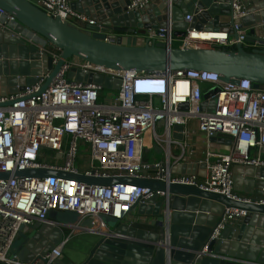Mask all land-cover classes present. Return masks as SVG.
Instances as JSON below:
<instances>
[{"label":"built area","instance_id":"built-area-1","mask_svg":"<svg viewBox=\"0 0 264 264\" xmlns=\"http://www.w3.org/2000/svg\"><path fill=\"white\" fill-rule=\"evenodd\" d=\"M147 0H137L142 6ZM35 6L52 18L84 30L95 20L70 7L69 0H35ZM232 19L239 21L247 14L243 0H229ZM0 13H3L0 11ZM191 16L185 21L190 22ZM8 21L13 18L8 16ZM234 38L226 31L187 29L184 37H173L171 25L146 30L147 45L162 43L174 49L233 50L235 46L258 48L245 41L239 23L233 24ZM193 34H196L194 38ZM134 37L138 36L136 32ZM53 63L58 52L50 53ZM77 69L101 74L121 81L112 98L101 100L100 85L67 83L66 74ZM45 77L14 95L0 94V264H54L62 257L67 238L43 256L29 263L10 257L11 247L20 232L35 223H48L49 212H73L81 220L92 219L94 228H102L99 216L120 223L129 221L132 206L156 194L136 186L117 184L111 187L86 185L70 179L32 178L21 180L14 173L29 169H48L87 177L160 179L166 183L196 185L201 189L231 197L234 166L264 168V85L252 88L247 80L224 83L214 73L197 71H165L161 73L118 72L92 65L76 58L63 61L59 72L44 92L39 93ZM201 85L207 86L206 92ZM215 98L212 110L201 109L203 96ZM207 99L205 100V102ZM185 105V108H180ZM162 123V124H159ZM205 139L203 159H195L196 141L189 125ZM181 127L180 131L174 127ZM178 135L180 139L173 136ZM214 136L230 139L226 152H214L226 146L210 143ZM148 137L153 151L156 146L162 160H143ZM147 151V156L149 155ZM195 164L203 172L202 183L196 176L171 174L172 169ZM204 166L202 168L201 166ZM236 199V197H231ZM245 213L226 211L222 223L211 239H216L224 224L233 223ZM69 230L72 236L92 234L78 225ZM69 236V237H72ZM210 258L240 262L223 256L203 253ZM243 263V262H240ZM253 264V263H244Z\"/></svg>","mask_w":264,"mask_h":264},{"label":"water","instance_id":"water-1","mask_svg":"<svg viewBox=\"0 0 264 264\" xmlns=\"http://www.w3.org/2000/svg\"><path fill=\"white\" fill-rule=\"evenodd\" d=\"M137 0H69L70 7L95 20L84 30L52 18L35 6V0H0V94L14 95L45 77L39 93L48 88L63 61L76 58L92 65L118 72L161 73L165 71H197L214 73L220 81L247 80L253 89L264 85V0H251L247 14L239 21L232 19L229 0H147L136 7ZM13 18L8 21L7 17ZM186 16L192 19L188 23ZM173 37H184L187 29L196 31H226L234 38L233 24L239 23L245 41L255 45L250 52L242 45L233 50L167 49L162 43L148 46L143 38L146 30L167 28ZM136 32L138 36L134 37ZM51 52H58L53 63ZM67 83L100 85L104 91L118 92L121 81L101 74L72 69ZM207 92L202 110L210 111L215 98ZM207 101L205 102V100ZM180 108H185L182 105ZM162 124V123H159ZM180 131L181 127H174ZM175 139L180 136L174 135ZM210 143H223L228 151L230 139L214 136ZM150 142L145 140V149ZM153 151L159 153L156 146ZM147 152V150H145ZM204 168V166H201ZM231 197L210 192L196 185L166 183L160 179L87 177L48 169H29L14 173L21 180L32 178L70 179L86 185L111 187L117 184L136 186L159 192L131 208L136 222L120 223L100 215L102 228H94L92 219L61 222L59 213L49 212L47 219L56 225L35 223L24 228L22 239L10 257L29 263L43 256L65 239L63 228H78L91 232L96 241L90 245L81 264H264V168L234 166ZM171 174L202 176L195 164L172 169ZM9 174H0V179ZM245 213L233 223L224 224L216 239H211L222 223L226 211ZM206 213V214H205ZM208 215L206 228L197 224ZM194 223V224H193ZM19 234V235H20ZM252 237V238H251ZM251 239V240H250ZM240 262L205 256L203 251ZM54 264H65L63 255Z\"/></svg>","mask_w":264,"mask_h":264},{"label":"crops","instance_id":"crops-1","mask_svg":"<svg viewBox=\"0 0 264 264\" xmlns=\"http://www.w3.org/2000/svg\"><path fill=\"white\" fill-rule=\"evenodd\" d=\"M250 1L251 0H243V4L247 8V10L249 9ZM0 78H2L1 68H0ZM201 88H202V90H204L206 92L207 86L201 85ZM189 128L192 130V137L196 141V146H195L196 149H195V155H194L195 159L196 160L203 159L202 153L204 152V149H205V139L200 133H198V131L196 130L195 125L193 123H191L189 125ZM214 152L222 153V152H226V151L222 150V149H219V150L216 149V150H214ZM232 176H233V172H232ZM196 177H197V181L199 183L203 182V180H204L203 175L202 176H196ZM204 216L205 217L203 219H201L199 221V223L197 224L200 228H206L207 222L209 221L208 220V215H204ZM137 219L138 218L136 217V215L134 213H131L130 216L128 217V220L132 221V222H136ZM138 221H139V219H138ZM258 227H259L260 231H263L264 227H262V225H259ZM85 236H86V234H84L83 236L80 235L78 237L81 238V237H85ZM87 236L89 238L87 240H85V241H81V243H79V245H80L79 247H76L75 249L72 248L70 251L67 252L66 256L65 255L63 256V258H65V264H71L70 260H77V262H79L78 264L82 263V261L84 260V258L87 255V252L90 249V245L96 241V238L93 235H91V234L88 235L87 234ZM261 244L264 245V238L262 239V243ZM77 249H78V251H77ZM63 251H64V249H63ZM63 251H62V254H63ZM203 253H205V250L203 251Z\"/></svg>","mask_w":264,"mask_h":264},{"label":"rangeland","instance_id":"rangeland-1","mask_svg":"<svg viewBox=\"0 0 264 264\" xmlns=\"http://www.w3.org/2000/svg\"><path fill=\"white\" fill-rule=\"evenodd\" d=\"M179 46V42L178 40H174V43H173V47L174 48H177ZM115 94H113L112 92H109V91H103L101 93V100H107V99H110L114 96ZM148 151V149H145ZM149 155L147 156V152L144 153L143 155V160L144 161H147L149 163H153L154 161H157V162H160L162 160V156L160 154H155L154 152L152 151H148ZM81 215L78 214V213H73V212H63V213H59V221L61 222H68V221H72V222H78L80 219H81ZM69 230H63V236L64 238L66 237L67 238V242L65 243V247L63 248L64 251H63V256L67 254L68 251H70L72 248H76V247H79V243H81V241H85L87 240L89 237L86 235L85 237H81L79 238L78 235L75 237V236H72V234H70V232H68ZM69 236H72V237H69ZM83 236V235H82ZM23 235L20 234L17 238V240L14 242V244L12 245L11 247V251H12V248L17 244L19 243V241L22 239ZM75 251V250H74ZM78 251V249H77ZM69 261V260H68ZM71 261V264H78L79 262H77V260H70Z\"/></svg>","mask_w":264,"mask_h":264},{"label":"trees","instance_id":"trees-1","mask_svg":"<svg viewBox=\"0 0 264 264\" xmlns=\"http://www.w3.org/2000/svg\"><path fill=\"white\" fill-rule=\"evenodd\" d=\"M252 49L251 48H246V51L250 52Z\"/></svg>","mask_w":264,"mask_h":264},{"label":"bare ground","instance_id":"bare-ground-1","mask_svg":"<svg viewBox=\"0 0 264 264\" xmlns=\"http://www.w3.org/2000/svg\"><path fill=\"white\" fill-rule=\"evenodd\" d=\"M194 38H196V34H193Z\"/></svg>","mask_w":264,"mask_h":264}]
</instances>
